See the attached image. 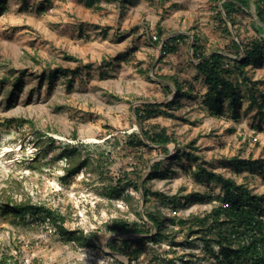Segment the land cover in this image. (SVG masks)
Segmentation results:
<instances>
[{
  "label": "rangeland",
  "instance_id": "374dc122",
  "mask_svg": "<svg viewBox=\"0 0 264 264\" xmlns=\"http://www.w3.org/2000/svg\"><path fill=\"white\" fill-rule=\"evenodd\" d=\"M225 1L210 0L207 7L160 2L151 8L143 1L124 8L101 2V9H93L81 0H0V203L44 205L62 216L63 229L94 243L70 240L42 215L27 212L15 219L0 211V264H221L207 256L201 234L190 236L168 223L167 237L145 243L130 260L121 240L146 234L114 231L112 225L119 220L142 225L146 212L177 219L210 211L218 204L220 185L199 181L193 174L198 164L245 183L251 193L264 192L261 175L247 168L237 173L227 161L264 159V115L248 107L244 87L239 117L232 118L230 110L210 116L202 104L206 87L191 64V40L162 54L166 36L151 38L158 21L171 24L164 28L170 34L179 18L187 31L200 35L207 52L222 50L230 38L264 39L254 0H233L238 2L230 12L233 23L225 16ZM207 9L212 26L205 21ZM186 11L193 18H186ZM57 68L59 73L46 76ZM247 71L264 93V61ZM171 79L188 92L177 97L179 104H167L177 93ZM143 104L160 111L137 119L135 109ZM154 125L174 139L162 146L166 150L145 138V145L129 144L130 136ZM156 164L159 173L149 178ZM143 188L153 192L147 200ZM154 192L175 196L176 207Z\"/></svg>",
  "mask_w": 264,
  "mask_h": 264
},
{
  "label": "trees",
  "instance_id": "16d2710c",
  "mask_svg": "<svg viewBox=\"0 0 264 264\" xmlns=\"http://www.w3.org/2000/svg\"><path fill=\"white\" fill-rule=\"evenodd\" d=\"M50 2V0H44ZM86 8L101 9V2L117 3L124 8L128 4H133L136 0H81ZM151 3L152 0H147ZM163 0H158L162 2ZM256 5L257 16L261 22L264 23V0H254ZM154 4V3H153ZM241 7L245 6L243 3H239ZM41 7L39 10H41ZM225 16L233 23L230 17V12L233 9H238V2L233 0H227L224 2ZM217 18L221 20L220 23L226 25L225 21L221 17L220 10L216 12ZM156 31L151 34L156 36L157 34L167 36L168 33L160 25V21L156 24ZM226 28V27H225ZM227 34L231 36L230 32ZM186 40V36L174 34L168 37L162 45V54L167 52H174L177 49L178 42ZM73 60L75 58L69 57ZM192 58L195 63L191 62L196 76L201 78L202 83L206 87L202 104L206 112L210 116L223 117L227 114V110H230L232 118L240 116V110L244 102V96L242 94V88L246 96L248 97V107H255V112L259 115H264V93L257 87L258 81H252L248 77V67H259L263 65L264 61V39L260 37H252L247 39L230 40L224 45L222 50L205 51L202 43V38L199 34L193 33V45H192ZM60 72V69H54L49 71L46 76L52 77L54 74ZM176 88V94L168 105L178 103L179 95H187L180 88L178 82L175 79H171ZM20 79H15V85L20 84ZM167 91L171 92L169 85H163ZM160 109L152 104H143L141 107L135 109L137 119H143L154 115L159 112ZM171 116H173L170 113ZM143 136L153 144L164 146L170 142H174L172 135H170L164 127L158 125L152 126L150 129L143 130ZM141 135L130 136L129 144L136 146L138 144L145 145ZM193 142L189 143L191 147ZM161 149L166 150L164 147ZM72 151H76L73 149ZM66 152V151H65ZM180 154V153H178ZM177 154V155H178ZM179 156V155H178ZM187 157L191 156L190 153L186 154ZM194 157V161L197 157ZM228 164L231 165L233 170L237 173H242L244 169H249V172L257 173L264 178V159L255 161L248 158L231 157L228 160ZM83 164V162H82ZM81 165L75 163L72 165V169L77 170ZM160 170V164H156L149 175L158 174ZM162 170L168 171L169 169L162 167ZM199 181L211 182L216 181L220 185V194L215 197L218 200V204L212 206L210 211L202 216L190 215L188 218H177L161 215L160 211L146 212L147 223L142 225L137 222L132 224L126 221H116L112 225L114 231H130L142 234L151 233V229H154V233L150 236H141L133 239H123L121 244L125 250V254L130 260L135 259L143 251L144 244L147 242H158L163 237H167V232L171 231L167 229V223L170 226H178L179 230H187V234L192 236L195 234H201L198 237L204 242V248L208 257L215 258L218 263L239 262L241 264H264V192L261 194L251 193L249 187L245 183H236L233 178L224 177L220 174L212 171H207L200 168L198 164V171L193 173ZM134 189L138 190V185H132ZM117 191L122 189L116 188ZM144 199L147 200V196L153 194L149 189L143 188ZM155 196H159V199L168 200L173 208L176 207L177 198L172 196L171 198L163 195L161 192H154ZM130 196V195H128ZM127 196V197H128ZM211 197V196H209ZM0 211L4 214H11L15 219H22L27 212L34 213L36 215H42L44 218L58 224V228L62 234L68 235L71 240L78 241L82 246L94 244L90 238H87L84 234L75 230L67 231L63 229L62 225H59L58 221H62L63 218L56 211L45 207L44 205L31 204L27 201L14 203L11 200H7L4 203H0ZM218 247V250L213 249V245ZM111 249H115L114 244H109ZM150 264H163L159 261H155Z\"/></svg>",
  "mask_w": 264,
  "mask_h": 264
},
{
  "label": "crops",
  "instance_id": "0c3cea01",
  "mask_svg": "<svg viewBox=\"0 0 264 264\" xmlns=\"http://www.w3.org/2000/svg\"><path fill=\"white\" fill-rule=\"evenodd\" d=\"M140 1H143L146 4L147 8H151V7H149V4H151V2H149L147 0H140ZM140 1L139 0L134 1L133 5H135L136 2L139 3ZM153 3H155L154 5H156L158 3V0L155 1V2H153ZM210 3H211L210 0H163L161 2V4H162L163 7H166V6L170 5V4H175V5H178L179 7L186 6V5H189V6L206 5V7H207ZM100 5H101V3H100ZM172 11L173 10H170V14H172ZM204 12H206V14H207V18H205V21H207V23H209V25L212 26V22H211L210 16H209V13H211V12L208 11V9L207 10H204ZM186 13H187V14H185V17L186 18L188 16H190V17L193 18V13H191V11H186ZM177 20L178 21L175 22L172 25H173V27H174V25H177V26L179 25L178 26V29L176 31H173L172 33H170L168 35H170V36H172L174 34L175 35L176 34L184 35V36H186V40L187 39H190L191 40L194 32L193 31H191V32L187 31L186 30L187 28H186L185 23L184 22L183 23H180L179 18H177ZM160 25L162 26V28H167V29L171 26L170 23H167L166 22V19L160 21ZM169 30H170V28H169Z\"/></svg>",
  "mask_w": 264,
  "mask_h": 264
},
{
  "label": "water",
  "instance_id": "95a60500",
  "mask_svg": "<svg viewBox=\"0 0 264 264\" xmlns=\"http://www.w3.org/2000/svg\"><path fill=\"white\" fill-rule=\"evenodd\" d=\"M168 37H170V35H167V36L164 38V40H162V42H161V48H162V45H163L164 41H165ZM192 45H193V37H192L191 42H190V49H191V50H192ZM140 135L144 138L142 132H141Z\"/></svg>",
  "mask_w": 264,
  "mask_h": 264
},
{
  "label": "built area",
  "instance_id": "2783aa9c",
  "mask_svg": "<svg viewBox=\"0 0 264 264\" xmlns=\"http://www.w3.org/2000/svg\"><path fill=\"white\" fill-rule=\"evenodd\" d=\"M153 40H156V36L155 35H152L151 37Z\"/></svg>",
  "mask_w": 264,
  "mask_h": 264
}]
</instances>
